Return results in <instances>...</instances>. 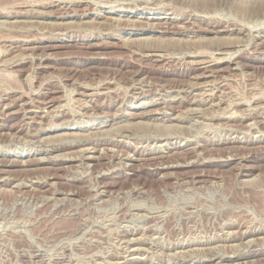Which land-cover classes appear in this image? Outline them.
<instances>
[{
  "label": "rangeland",
  "instance_id": "obj_1",
  "mask_svg": "<svg viewBox=\"0 0 264 264\" xmlns=\"http://www.w3.org/2000/svg\"><path fill=\"white\" fill-rule=\"evenodd\" d=\"M87 1L0 0V264H264V0Z\"/></svg>",
  "mask_w": 264,
  "mask_h": 264
},
{
  "label": "bare ground",
  "instance_id": "obj_2",
  "mask_svg": "<svg viewBox=\"0 0 264 264\" xmlns=\"http://www.w3.org/2000/svg\"><path fill=\"white\" fill-rule=\"evenodd\" d=\"M38 1H39V0H38ZM92 1H93V0H92ZM98 1H99V0H98ZM101 1H102V0H101ZM118 1H119V0H118ZM126 1H133V2H132V4H131L130 6H125V3H124V2H126ZM175 1H176V0H175ZM196 1H199V4H198V2H196ZM196 1H192L193 3L195 2V4H194L195 6L193 5V6H194L193 8H194V10H196V11H200V12H202V13H203V12H206L208 9H209L208 11H210V9H212L213 7H214V8L217 7V6L214 5L213 0H196ZM210 1H212V3H213L214 6L211 5V2H210ZM246 1H247V0H246ZM36 2H37V1H36ZM36 2H35V3H36ZM40 2H41V0H40ZM40 2H39V3H40ZM89 2L92 3L91 1H89ZM89 2H88L87 0H50V2H48V3H52V4H55V5H60V4H62L61 7H62V9H63V7H64V8H69V7L72 8V7H75V6L77 7V6H89V5H92V4H90ZM95 2H96V1L94 0V3H95ZM107 2H108V0H107ZM152 2H153V1H152ZM177 2H178V1H177ZM180 2H181V1H180ZM190 2H191V1H190ZM200 2H202V3H200ZM229 2H230V1H229ZM252 2H253V4H254L255 1H248V4H250V3L252 4ZM102 3H103V2H102ZM163 3H164V2H163ZM168 3H169V2H168ZM173 3H174V2H173ZM175 3H176V2H175ZM188 3H189V2H186L185 4H188ZM238 3H239V2H238ZM243 3H247V2H244V1H243ZM255 3H256V2H255ZM257 3H258V2H257ZM32 4H34V3H32ZM37 4H38V2H37ZM45 4H46V3H45ZM104 4H105V3H104ZM111 4H112V3H111ZM115 4H116V3H115ZM146 4H147V2H146ZM148 4H150V2H148ZM148 4H147V6H142L143 4H141V3L139 2V0H122V3H120V4L117 5V6H112V7H113V9H114L115 7L129 8V9H130V12L132 13V15L135 16L134 18H135V20H136V18H139L140 16H142V14H140V13L143 12L141 9H147V10L152 9L151 7L148 6ZM166 4H167V3H166ZM169 4H171V3H169ZM169 4H168V5H169ZM178 4H179V3H178ZM232 4H233V3H232ZM240 4H241V3H240ZM248 4H247V5H248ZM253 4H252V5H253ZM259 4H261V3H259ZM109 5H110V4H109ZM128 5H129V4H128ZM144 5H145V4H144ZM159 5H160V4H159ZM173 5H174V4H172V6H173ZM175 5H177V4H175ZM182 5H183V2H182ZM242 5H243V4H242ZM245 5H246V4H245ZM245 5H243L242 7H244ZM33 6H34V5H33ZM38 6H39V5H38ZM41 6H42V4H41ZM150 6H151V5H150ZM156 6H157V5H156ZM164 6H165V5H164ZM172 6H171V7H172ZM177 6H178V5H177ZM179 6H180V5H179ZM179 6H178V8H179ZM186 6H187V5H185V7H186ZM240 6H241V5H240ZM262 6H263V5H262ZM157 7H158V6H157ZM159 7H160V6H159ZM165 7H167V6H165ZM169 7H170V5H169ZM173 7H174V6H173ZM175 7H176V6H175ZM185 7H183V8L185 9ZM246 7H247V6H246ZM246 7H245V8H246ZM248 7H249V6H248ZM248 7H247V8H248ZM250 7H251V6H250ZM250 7H249L248 10H250L251 8H253V7H251V8H250ZM259 7H260V6H259ZM139 8H140V9H139ZM163 8H164V7H163ZM186 8H187V7H186ZM188 8H189V5H188ZM188 8H187V9H188ZM190 8H191V7H190ZM245 8H244V10H245ZM83 9H85V8H83ZM93 9H94V8H93ZM181 9H182V8H181ZM191 9H192V8H191ZM238 9H239V8H238ZM256 9H258V7H256ZM256 9H254V10H256ZM97 10H98V9H97ZM100 10H101V9H100ZM115 10H116V9H115ZM117 10H118V9H117ZM138 10L141 11V12H139ZM160 10H161V9H160ZM214 10H215V9H214ZM240 10H241V8H240ZM104 11H105V10H104ZM164 11H165V10H164ZM164 11H163V12H164ZM166 11H168V10H166ZM182 11H183V10H182ZM95 12H96V9H95ZM98 12H99V11H98ZM121 12H122V11H121ZM157 12H158V11H157ZM180 12H181V11H180ZM241 12H243V11H241ZM246 12H247V11H246ZM254 12H255V11H254ZM106 13H109V14L112 13V14H114L115 12L111 10V11H108V12H106ZM178 13H179L178 11H175L174 9H172L171 12H167V13H166L167 15H164V16L161 17V18H162V21L167 25L168 22L173 21V19H176V18H171V17L169 16L170 14H171V15L173 14V15L178 16V17H179V15H180V16H183V15L178 14ZM198 13H199V12H198ZM198 13H197V14H198ZM210 13H211V12H210ZM215 13H216V12H215ZM248 13H249V11H248ZM36 14H37V13H36ZM93 14H94V13H93ZM116 14H117V13H116ZM120 14H121V13H119V16H116V15H115V16L118 18V17H120ZM138 14H139V15H138ZM144 14H145V13H144ZM146 14H147V13H146ZM186 14H187V13H186ZM193 14H194V13H193ZM195 14H196V12H195ZM203 14H205V13H203ZM203 14H200V15H203ZM211 14H212V13H211ZM241 14L244 15L245 13H244V14L241 13ZM95 15H97V16L100 18V16H102V15H104V14H102L101 12H99V13H95ZM107 15H108V14H107ZM107 15H105L104 18L109 17V16H107ZM150 15H151V14H150ZM150 15H149V16H150ZM206 15H207V12H206ZM206 15H205V16H206ZM213 15H214V13L212 14V18H213ZM245 15H246V14H245ZM110 16H111V15H110ZM145 16H147V15H144V17H145ZM188 16H189V14H188ZM203 16H204V15H203ZM207 16H208V15H207ZM209 16H210V15H209ZM219 16H220V15H219ZM254 16H255V15H254ZM112 17H113V16H112ZM116 17L112 18V21H113V19H114V20H115L114 22H116V23H117V21H118V23H119V21L121 22V19H122V18H121V19L119 18V19H120V20H119V19H117ZM125 17H126V16H125ZM150 17H151V16H150ZM194 17H195V16H194ZM198 17H199V16H198ZM200 17L202 18V16H200ZM200 17H199V18H200ZM238 17H239V15H238ZM91 18H92V17H91ZM115 18H116V19H115ZM127 18H128V17H127ZM127 18H124V19H127ZM129 18H130V17H129ZM182 18H183V17H182ZM212 18H211V19H212ZM215 18H216V17H215ZM215 18H213V19H215ZM219 18H220V17H219ZM221 18H222V17H221ZM235 18H236V17H235ZM96 19H97V18H92V20H91V19H90V20H91V23L93 22V23H94L95 25H97V26H95V25L93 26V25H92L93 23L90 24V26H93V27H94V28H92V30H94V31L97 30V31L100 33V31H101L102 29L99 31L98 24H99V27H101V28H102V27L105 28V27L108 26V21H109V20L107 21V18L105 19L106 22H103V21L101 22V21L99 20V21L101 22V23H100V22H98V20H96ZM109 19H110V18H109ZM147 19H149L148 16H147ZM192 19H193V18H192ZM197 19H198V18H197ZM209 19H210V18H209ZM209 19H208V20H209ZM238 19H239V18H238ZM262 19H263V18H262ZM131 20H133V19H131ZM140 20H141V19H140ZM140 20H137V22H138V21L140 22ZM200 20H201V19H200ZM204 20H205V19H204ZM235 20H236V19H235ZM69 21H70V20H69ZM82 21H83V20H82ZM122 21H123V20H122ZM126 21H127L129 24H126V22H125L124 25L126 24V27H128V26L130 25V28H133V25L135 24V23H133V22H136V21H130V19H129V20H126ZM141 21H142V20H141ZM151 21H152V20H151ZM211 21H212V20H211ZM213 21L216 22V20H213ZM219 21H221V20H219ZM219 21L217 20L218 23H220ZM239 21H240V20H239ZM243 21H244V20H243ZM253 21H254V20H253ZM70 22H71V21H70ZM74 22H75V21H74ZM87 22H88V21H87ZM137 22H136V23H137ZM143 22H146V25H147V23H148L149 21H148V22H147V21H143ZM143 22H142V23H143ZM202 22H203V21H202ZM241 22H242V20H241ZM244 22L246 23V21H244ZM244 22H243V23H244ZM248 22H249V21H247V23H248ZM255 22H256V20H255ZM259 22H260V21H259ZM28 23H29V22H28ZM43 23H45V21H44ZM63 23H64V22H63ZM66 23L68 24V21H66ZM66 23H64V24H66ZM76 23H77V22H76ZM85 23H86V22H85ZM89 23H90V22H89ZM132 23H133V24H132ZM150 23H153V22H150ZM158 23H159V22H158ZM160 23H161V22H160ZM208 23H209V22H208ZM245 23H244V25H245ZM58 24H59V23H58ZM58 24H57V25H58ZM71 24H73V22H72ZM77 24L79 25L80 23H77ZM77 24H76V26H77ZM83 24H84V23L81 22V26H82ZM109 24H110V23H109ZM144 24H145V23H144ZM144 24H142V25H137V24H136V25L138 26V28L141 29V28H144V26H146V25H144ZM168 24H170V23H168ZM214 24H215V23H213L212 25L214 26ZM216 24H217V23H216ZM220 24H221V23H220ZM220 24H219V26H220ZM39 25H40V24H39ZM86 25H87V24H86ZM111 25H112V23H111ZM114 25H116V24H114ZM117 25H118V24H117ZM143 25H144V26H143ZM148 25H149V24H148ZM148 25H147V26H148ZM155 25H156V24H155ZM157 25H158V24H157ZM235 25H236V23H235ZM70 26H71V25H70ZM70 26H69V29H70ZM79 26H80V25H79ZM79 26H78V27H79ZM90 26H89V27H90ZM109 26H110V25H109ZM122 26H123V25H122ZM137 26H136V27H137ZM147 26H146V27H147ZM149 26H150V25H149ZM158 26H159V25H158ZM160 26H161V25H160ZM183 26H184V25H183ZM210 26H211V25H210ZM232 26H233V25H232ZM232 26H231V27H232ZM239 26H240V25H239ZM248 26H249V25H248ZM33 27H34V26H33ZM72 27L74 28L75 25L73 24ZM85 27H86V26H85ZM87 27H88V26H87ZM87 27H86V28H87ZM89 27H88V28H89ZM114 27H115V26H114ZM150 27H151V26H150ZM156 27H157V26H156ZM163 27H164V26H163ZM167 27H168V25H167ZM222 27H223V26H222ZM225 27L228 28L229 26H225ZM236 27H237V26H236ZM246 27H247V26H246ZM35 28H36V27H35ZM66 28H67V27H66ZM108 28H109V27H108ZM108 28H106V29H108ZM110 28H111V27H110ZM110 28H109V30H110ZM117 28H119V27L117 26ZM180 28H181V27H180ZM234 28H235V27H234ZM237 28H238V27H237ZM237 28H236V29H237ZM240 28H242V27H239V29H237L238 33H239V31H241ZM252 28H253V27H252ZM36 29H37V28H36ZM89 29H91V28H89ZM113 29H114V28H113ZM165 29H166V28H165ZM178 29H179V28H178ZM214 29H215V28H214ZM249 29H250V28H249ZM87 30H88V29H87ZM117 30H118V29H117ZM162 30H164V29H162ZM229 30H233V29H231V28H230V29H229V28H228V29H225V28H222V29L220 28V29H218V28H216L215 30H212V31H213L214 33H216V34H221V33H223V32H227V33H228ZM243 30H245V28H244ZM53 31H54V30H53ZM65 31H66V33H67V32L69 33L70 30H66V29H65ZM77 31H78V30H76V32H77ZM85 31H86V29H85ZM104 31H105V30H104ZM123 31H124V30H123ZM159 31H160V30H159ZM169 31L171 32V30H169ZM175 31H177V30H175ZM248 31H249V30H248ZM49 32H50V30H49ZM51 32H52V29H51ZM98 32H97V33H98ZM102 32H103V31H102ZM102 32H101V33H102ZM160 32H161V31H160ZM178 32H179V30H178L177 32H174V34H178ZM213 32H212V33H213ZM235 32H236V31H235ZM37 33H38V32H37ZM58 33H59V32H58ZM58 33H57V34H58ZM72 33H73V32H72ZM91 33H93V32L91 31L90 33L87 34V31H86V34H87V35H91ZM105 33H106V32H105ZM146 33H147V32H146ZM162 33H166V32L162 31ZM181 33H182V32H181ZM248 33H249V32H248ZM74 34H75V33H74ZM112 34H113V33H112ZM150 34H151V33H150ZM199 34H200V33H199ZM43 35H44V34H43ZM54 35H55V34H54ZM68 35H69V34H68ZM79 35H80L79 38H78V39L75 38V39H77V40H79V41L86 40V39H85V35H82V34H79ZM102 35H103V34H102ZM116 35H117V34H116ZM123 35H124V34H123ZM160 35H161V34H160ZM222 35H223V34H222ZM222 35H221V36H222ZM51 36H52V34H51ZM70 36H71L72 38L75 37V35H73V34H71ZM94 36H95V35H94ZM121 36H122V35H121ZM121 36H120V37H121ZM127 36H128V35H127ZM127 36H126V37H127ZM129 36H130V35H129ZM219 36H220V35H219ZM219 36H217V37H219ZM225 36H226V35H225ZM225 36H224V37H225ZM232 36H233V35H232ZM232 36H230V38H229L228 36H226V39H227L226 41L230 40ZM238 36H239V35H238ZM48 37H50V35H49ZM57 37H58V36H57ZM112 37H113V36H112ZM138 37L140 38V36H138ZM138 37H137V39H135V40H134V38L132 39L134 45H136V44H135V43H136V42H135L136 40H137V41H138V40H141V42H142V39H139ZM147 37H148V36L146 35V39H147V40L150 39V38H147ZM158 37H159V36H158ZM163 37H164V35H163ZM163 37H162V38H163ZM165 37H166V36H165ZM165 37H164V38H165ZM174 37H175V36H174ZM198 37H199V36H198ZM213 37L215 38L216 36H213ZM222 37H223V36H222ZM224 37L222 38L223 41H225V40H224V39H225ZM234 37H235V36H234ZM234 37H232V38H234ZM58 38H59V37H58ZM86 38H87V37H86ZM117 38L119 39V36H118ZM124 38H125V37H124ZM127 38H128V37H127ZM130 38H131V37H130ZM155 38H156V37H155ZM159 38H161V37H159ZM178 38H179V37H178ZM178 38H177V39H178ZM211 38H212V36H211ZM214 38H213V40H214ZM219 38H220V37H219ZM219 38H218V39H219ZM238 38H240V37H238ZM19 39H20V38H19ZM168 39H170V40H173V39H174L173 41H176V42L178 41V40H175L176 37L173 38V39L170 37V38H168ZM190 39H191V38H190ZM220 39H221V38H220ZM220 39H219V41H220ZM236 39H237V38H236ZM119 40L122 41L123 39L120 38ZM125 40H126V38H125ZM125 40H124V42H125ZM127 40H128V39H127ZM143 40H145V39L143 38ZM153 40H154V42L156 41L155 39H152V37H151V40H149V41H152V42H153ZM159 40H160V39H159ZM159 40H158V41H159ZM161 40H164V39H161ZM161 40H160V41H161ZM165 40H166V38H165ZM183 40H185V39H183ZM183 40H182V41H183ZM202 40H203V39H202ZM202 40H201V43H202ZM207 40H208V43H209V44L212 43V42H211V43L209 42V41H211L210 38H207ZM207 40H206V41H207ZM215 40H216V39H215ZM237 40H238V39H237ZM23 41H24V40H23ZM129 41H130V40H129ZM158 41H156V42H158ZM160 41H159V42H160ZM167 41H168V40H167ZM182 41H181V42H182ZM185 41L187 42V40H185ZM185 41H184V42H185ZM190 41H191V40H190ZM203 41H205V40H203ZM216 41H217V40H216ZM221 41H222V40H221ZM122 42H123V41H122ZM138 42H140V41H138ZM168 42H170V41H168ZM168 42H167L166 45H163V44L166 43V41H164V42L161 41L159 44L157 43V46L155 47V46L153 45V43L149 46V45L146 44L145 41H144V43H145L146 45H148V47L146 46V47H147V48H146V47H145V44H144L143 47H145V48H144L145 50H148V51L150 52V55L152 54V55L157 56V57L162 58V59H168V55H167V54H168V51H171V49L173 50V47L175 48V45L178 46V44H179V46H180V45H181V46H184V44L186 43V42H185L184 44H180V43L177 42V44H175L176 42H173V43H172V47H169ZM171 42H172V41H171ZM171 42H170V44H171ZM229 42H231V41H229ZM238 42H239V41H238ZM253 42H254V41H253ZM257 42H258V41H257ZM126 43L128 44V41H127ZM126 43H125V44H126ZM130 43H132V41H131ZM187 43H188V42H187ZM192 43L194 44L195 42L192 41ZM205 43H206V42H205ZM205 43H204V44H205ZM208 43H207V44H208ZM213 43H214V42H213ZM219 43H220V42H219ZM224 43H225V42H224ZM226 43H227V42H226ZM235 43L238 44L237 42H235ZM235 43H234V45H236ZM239 43H240V42H239ZM149 44H150V43H149ZM154 44H155V43H154ZM189 44H190V42H189ZM196 44H197V43H196ZM214 44H216V43H214ZM222 44H223V42H222ZM247 44H248V43H247ZM2 45H3V44H2ZM7 45H8V44H7ZM62 45H63V44H62ZM103 45H105V44H103ZM131 45H133V44H131ZM131 45H129L130 48H131ZM140 45H142V44H139V46H140ZM152 45H153V46H152ZM155 45H156V44H155ZM185 45H186V44H185ZM191 45H192V44H190V46H191ZM216 45H217V44H216ZM216 45H215V46H216ZM218 45H219V44H218ZM220 45H221V44H220ZM220 45H219V47H217V46L215 47L217 51L214 52V53L216 54V57H214L213 60H209V59H211V57H210V58L206 57V59H205L204 56H203L204 59L201 60L202 62H198L199 60L196 59V61H197V62L195 63V65H197L196 68H198V69H199V68H200V69H203V72H204V74H202V76H201V75H200V76H197L198 78H203V77H207V78H208V77H210L211 75H209L208 72H210L211 69H208V67H209L211 64H209V63H210V62H214V61H215L216 63L223 62V61H225V60H227V59L229 58V56H227V55H230V52H233V51H234V50H233V51H230V52H229L228 49H227L228 46L226 47L225 44H224V46L220 47ZM229 45H232V44H229ZM92 46H95V47L97 48V45H92ZM92 46H91V47H92ZM105 46H107V45H105ZM122 46H124V47L126 48V45H122ZM139 46H138V47H139ZM179 46H178V47H179ZM192 46H193V45H192ZM192 46H191V47H192ZM194 46H195V45H194ZM209 46H210V45H209ZM211 46H212V45H211ZM211 46H210V47H211ZM256 46H257V45H256ZM127 47H128V46H127ZM136 47H137V46H136ZM138 47H137L136 49H133V51H134V50L136 51V50L141 49L140 47H139V48H138ZM141 47H142V46H141ZM178 47H177V48H178ZM185 47H186V46H185ZM197 47H199L198 44H197ZM197 47H196V50H195L194 52H193V49H194V47H193V48L191 49L192 51H191V52H188V53H190V54H191V53H197L196 55L198 56V53H199V52H197V50L205 49V48H202L201 45H200L201 48L198 49ZM204 47H205V45H204ZM206 47H207V45H206ZM210 47H209V48H210ZM245 47H247V46H245ZM8 48H9V47H8ZM84 48H85V47H84ZM92 48H93V47H92ZM130 48H129V49H130ZM179 48H180V47H179ZM188 48H189V47H188ZM234 48H235V47H234ZM13 49H14V48H13ZM142 49H143V48H142ZM181 49H182V48H181ZM183 49H184V48H183ZM207 49H208V48H207ZM207 49H205V50H207ZM232 49H233V47H232ZM232 49H231V50H232ZM130 50H132V49H130ZM174 50H176V49H174ZM185 50H187V48H185ZM188 50H189V49H188ZM141 51H142V50H141ZM177 51H178V50H177ZM201 51H202V50H201ZM201 51H200V55H201ZM1 52H2V51H1ZM5 52H6V51H5ZM139 52H140V51H139ZM165 52H166V53H165ZM203 52H204V51H203ZM203 52H202V53H203ZM205 52H206V51H205ZM205 52H204V53H205ZM208 52H209V51H208ZM208 52L205 53V54L207 55ZM210 52H211V51H210ZM236 52H237V51H236ZM236 52H235V53H236ZM141 53H142V52H141ZM163 53H165V54L163 55ZM178 53H179V52H178ZM182 53H184V52H182ZM186 53H187V52H186ZM188 53H187V55H188ZM144 54H145V53H144ZM146 54H147V53H146ZM148 54H149V53H148ZM176 54H177V53H176ZM179 54H181V53H179ZM233 54H234V53H233ZM217 55H218V56H217ZM231 55H232V54H231ZM231 55H230V57H232ZM142 56H143V53H142ZM144 56H145V55H144ZM176 56H177V55H176ZM201 56H202V55H201ZM207 56H209V55H207ZM28 57H29V56H28ZM192 57H193V56H192ZM198 57H199V56H198ZM151 58H152V57H151ZM173 58H174V57H173ZM215 58H216V59H215ZM226 58H227V59H226ZM33 59H34V58H33ZM40 59H41V58H40ZM156 59H157V58H156ZM162 59H161V60H162ZM171 59H172V58H171ZM200 59H201V58H200ZM207 59H208V60H207ZM230 59H231V58H230ZM23 60H24V59H23ZM157 60H158V59H157ZM178 60H179V59H178ZM204 60H205V61H204ZM230 61H231V60H230ZM194 62H195V61H194ZM215 62H214V64H215ZM226 62H227V61H226ZM228 62H229V61H228ZM187 64H189V63H187ZM219 64H220V63H219ZM167 65H169V64H167ZM175 65H176V64H175ZM191 65H192V64H191ZM212 65H213V64H212ZM171 67H172V66H171ZM214 67H215V66H214ZM163 68H164V67H163ZM196 68H195V69H196ZM167 69H168V68H167ZM212 69H214V68H212ZM233 70H234V69H233ZM211 71H212V70H211ZM220 71H221V70H220ZM206 73H207L208 75H207ZM199 74H200V73H199ZM213 75H214V74H213ZM213 75H212V76H213ZM223 75H224V74H223ZM212 76H211V77H212ZM211 77H210V78H211ZM207 78H206V79H207ZM28 79H29V78H28ZM32 79H33V78H32ZM206 79H205V80H206ZM224 79H225V78H224ZM196 80H197V79H196ZM209 80H211V79H209ZM190 81H191V80H190ZM201 82H202V81H201ZM183 83H184V82H183ZM194 83H195V82H194ZM194 83H192V84H194ZM199 83H200V82H199ZM205 83H206V81H205ZM207 83H208V82H207ZM222 83H223V82H222ZM89 84H90V83H89ZM101 84H102V83H101ZM133 84H134V83H133ZM141 84H142V82H141ZM202 84H204V83L202 82ZM224 84H225V83H224ZM92 85H93V84H92ZM142 85H143V84H142ZM194 85H195V84H194ZM194 85H192V86H194ZM196 85L198 86L199 84H196ZM196 85H195V87H196ZM134 86H135V85H134ZM192 86H191V87H192ZM200 86H201V85H200ZM205 86H206V85H205ZM89 87H90V86H89ZM139 87H140V86H139ZM196 88H197V87H196ZM196 88H195V89H196ZM203 88H204V87H203ZM211 88H212V87H211ZM87 89H88V88H87ZM63 90H64V89H63ZM218 90H219V89H218ZM188 92H189V91H188ZM74 93H75V92H74ZM23 94H24V93H23ZM70 94H71V93H70ZM80 94H81V93H80ZM143 94H144V93H143ZM212 94H213V93H212ZM193 96H194V95H193ZM205 96H206V95H205ZM82 97H83V96H82ZM209 97H210V96H209ZM209 97H208V98H209ZM177 98H178V97H177ZM210 98H212V95H211ZM159 101H160V100H159ZM178 101H179V100H178ZM46 102H47V100H46ZM94 102H95V101H94ZM183 102H184V101H183ZM190 103H191V101H190ZM192 103H193V102H192ZM194 103H195V102H194ZM36 104H37V103H36ZM157 104H158V103H157ZM188 104H189V103H188ZM247 104H248V103H247ZM213 105H214V104H213ZM42 106H43V105H42ZM180 106H181V105H180ZM218 106H219V105H218ZM36 107H37V106H36ZM248 107H249V106H248ZM194 108H196V107L194 106ZM44 109H45V108H44ZM55 109H56V108H55ZM192 109H193V108H192ZM196 110H197V109H196ZM212 110H213V109H212ZM217 110H218V109H217ZM25 111H26V110H25ZM60 111H61V110H60ZM191 111H192V110H191ZM219 111H220V110H219ZM234 111H235V110H234ZM234 111H233V112H234ZM231 112H232V111H231ZM247 112H248V111H247ZM90 114H91V113H90ZM221 114H222V113H221ZM233 114H234V113H233ZM242 114H243V113H242ZM217 116H218V115H217ZM224 116H225V115H224ZM232 118H233V117H232ZM173 119H174V118H173ZM184 120H185V119H184ZM143 122H144V121H143ZM86 123H87V122H86ZM169 124H170V122H169ZM100 126H101V125H100ZM110 127H111V126H110ZM108 130H109V129H108ZM94 131H95V130H94ZM88 133H89V132H88ZM74 135H75V134H74ZM70 137H71V136H70ZM88 137H89V136H88ZM78 139H79V138H78ZM80 139H81V138H80ZM62 140H63V139H62ZM71 140H74V139L72 138ZM238 140H239V139H238ZM77 142H78V141H77ZM90 142H91V141H90ZM60 143H61V142H60ZM167 143H168V142H167ZM83 145H84V144H83ZM94 148H95V147H94ZM50 149H51V148H50ZM86 149H87V148H86ZM94 150H95V149H94ZM90 151H91V150H90ZM86 152H87V151H86ZM199 153H200V152H199ZM94 154H95V153H94ZM59 156H60V155H59ZM61 156H62V155H61ZM139 156H140V155H139ZM228 156H229V155H228ZM66 157H67V156H66ZM239 157H240V156H239ZM143 158H144V157H143ZM205 158H206V157H205ZM86 160H87V159H86ZM190 160H191V159H190ZM201 161H202V160H201ZM170 164H171V163H170ZM182 164H183V163H182ZM78 165H79V164H78ZM88 165H89V164H88ZM162 168H163V167H162ZM163 171H164V170H163ZM162 177H163V176H162ZM171 177H172V176H171ZM37 179H38V178H37ZM32 181H33V180H32ZM67 181H68V180H67ZM43 183H44V182H43ZM15 184H16V183H15ZM18 184H19V183H18ZM10 186H11V185H10ZM13 186H14V185H13ZM3 187H4V186H3ZM9 188H10V187H9ZM65 196H66V195H65ZM64 224H67V222H66V223L64 222ZM69 228H72V226H70ZM233 234H234V233H233ZM227 236H228V235H227ZM240 237H241V236H240ZM253 239H254V238H253ZM247 240H248V239H247ZM250 241H251V240H250ZM254 241H255V240H254ZM232 242H233V241H232ZM196 243H197V242H196ZM217 244H218V243H217ZM262 244H263V243H262ZM233 245H235V244H233ZM237 245H238V244H237ZM196 246H197V245H196ZM224 247H225V246H224ZM39 248H41V247H39ZM135 248H136V247H135ZM173 248H174V247H173ZM209 248H210V247H209ZM212 248H213V247H212ZM233 248H234V246H233ZM241 248H242V247H241ZM138 249H139V248H138ZM194 249H195V248H194ZM222 249H223V248H222ZM236 249H237V248H236ZM38 250H39V249H38ZM184 251H185V250H184ZM188 251H189V250H188ZM191 251H192V250H191ZM182 252H183V251H182ZM241 252H242V251H241ZM39 255H40V254H39ZM230 255H231V254H230ZM214 256H215V255H214ZM134 258H135V257H134ZM211 261H212V260H211ZM68 263H69V262H68ZM189 263H190V262H189ZM251 263H252V262H251ZM217 264H218V263H217Z\"/></svg>",
  "mask_w": 264,
  "mask_h": 264
}]
</instances>
